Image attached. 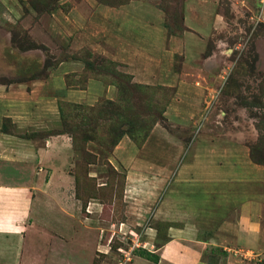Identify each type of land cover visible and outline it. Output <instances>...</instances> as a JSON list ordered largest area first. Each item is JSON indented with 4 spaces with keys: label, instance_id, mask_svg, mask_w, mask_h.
Returning <instances> with one entry per match:
<instances>
[{
    "label": "rangeland",
    "instance_id": "1",
    "mask_svg": "<svg viewBox=\"0 0 264 264\" xmlns=\"http://www.w3.org/2000/svg\"><path fill=\"white\" fill-rule=\"evenodd\" d=\"M3 131L67 136V196L96 225L87 263L149 264L137 250L189 213L203 260L264 264V203L257 242L235 229L264 200L261 0H0Z\"/></svg>",
    "mask_w": 264,
    "mask_h": 264
},
{
    "label": "crops",
    "instance_id": "2",
    "mask_svg": "<svg viewBox=\"0 0 264 264\" xmlns=\"http://www.w3.org/2000/svg\"><path fill=\"white\" fill-rule=\"evenodd\" d=\"M66 137L59 132L41 138L1 133L0 161H6L7 168L0 173V235L13 242L10 250L5 244L0 246L1 264H90L96 225L85 226L78 220L76 206L67 196L66 188L72 180L59 169L68 161L70 144ZM16 175L25 180H16ZM243 188L236 189L234 195L239 190L246 192ZM220 193L212 192L211 197L218 200ZM62 194L67 197L63 199ZM259 202L264 200L240 206L235 223L237 239L257 242L263 234L257 221ZM187 220L182 226L170 228L167 241L154 251L158 261L149 264H209L202 253L210 240L196 237L189 213ZM225 223L231 222L224 219L220 227Z\"/></svg>",
    "mask_w": 264,
    "mask_h": 264
},
{
    "label": "trees",
    "instance_id": "3",
    "mask_svg": "<svg viewBox=\"0 0 264 264\" xmlns=\"http://www.w3.org/2000/svg\"><path fill=\"white\" fill-rule=\"evenodd\" d=\"M165 242V241H164ZM163 242V243H164ZM163 243H161L160 245H162ZM159 245V246H160ZM211 251L212 252H214V250H213V248H211ZM220 251H221V253H223V254H225V252H224V250L222 249H220ZM135 253H136V250L134 251ZM137 254H138V256H142V257H144V258H146V259H148V260H151V261H153V262H157L158 261V259H159V256L155 253V252H151V251H148V250H141V251H138L137 250Z\"/></svg>",
    "mask_w": 264,
    "mask_h": 264
},
{
    "label": "built area",
    "instance_id": "4",
    "mask_svg": "<svg viewBox=\"0 0 264 264\" xmlns=\"http://www.w3.org/2000/svg\"><path fill=\"white\" fill-rule=\"evenodd\" d=\"M261 2H264V0H261ZM135 238H136V236H134V239H135ZM135 244H136V242H134V245H135ZM139 246H140V245H139ZM139 246H137V247H139ZM137 247H135V248H137ZM135 248H134V249H135ZM134 249H133V250H134ZM133 250H132V251H133ZM126 257H127V256L122 257V259L119 261V264H125ZM127 261H128V260H127Z\"/></svg>",
    "mask_w": 264,
    "mask_h": 264
}]
</instances>
